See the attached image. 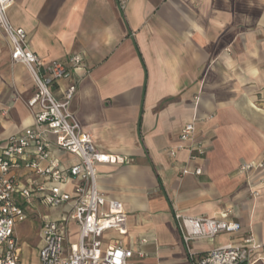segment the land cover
Returning a JSON list of instances; mask_svg holds the SVG:
<instances>
[{
  "label": "crops",
  "instance_id": "0c3cea01",
  "mask_svg": "<svg viewBox=\"0 0 264 264\" xmlns=\"http://www.w3.org/2000/svg\"><path fill=\"white\" fill-rule=\"evenodd\" d=\"M8 15L46 62L83 56L56 93L77 80L71 112L101 151L127 159L99 164L98 185L124 203L119 237L142 264H191L176 212L241 223L196 252L250 234L264 248V0H16ZM11 48L0 27V140L34 124V81Z\"/></svg>",
  "mask_w": 264,
  "mask_h": 264
},
{
  "label": "built area",
  "instance_id": "2783aa9c",
  "mask_svg": "<svg viewBox=\"0 0 264 264\" xmlns=\"http://www.w3.org/2000/svg\"><path fill=\"white\" fill-rule=\"evenodd\" d=\"M129 0H119L125 8ZM16 0H0V27L11 41V59L24 64L35 85L28 100L34 124L0 140V264H22L17 225L30 216L40 219L37 264H142L140 249L127 246L119 236L128 233L129 215L122 201L107 197L98 185V165L124 163L125 157L101 151L70 110L78 81L72 80L57 95L60 83L73 77L83 63L81 54L68 62H46L32 50L28 33L15 26L9 8ZM6 110L0 109V117ZM195 124L182 128L181 141H189ZM183 146L180 145L179 148ZM191 158L200 147H189ZM172 155L176 151H171ZM69 155L77 157L70 161ZM245 163L240 168H252ZM182 174H201L187 166ZM45 208L53 209L54 215ZM191 264H255L264 261L263 245L252 234L239 243L229 242L207 251L191 248L195 241L210 240L221 233L235 234L242 225L221 217L175 213ZM71 234L76 237L71 241Z\"/></svg>",
  "mask_w": 264,
  "mask_h": 264
},
{
  "label": "rangeland",
  "instance_id": "374dc122",
  "mask_svg": "<svg viewBox=\"0 0 264 264\" xmlns=\"http://www.w3.org/2000/svg\"><path fill=\"white\" fill-rule=\"evenodd\" d=\"M47 214L54 215L53 209L45 208ZM40 219L36 216H30L27 220L19 223L17 229L20 234V250L22 253L23 264H36L37 252L40 245ZM76 237L71 234V241L75 242Z\"/></svg>",
  "mask_w": 264,
  "mask_h": 264
}]
</instances>
